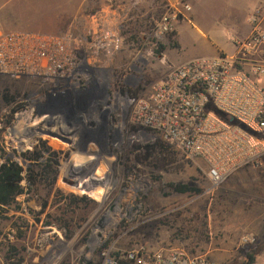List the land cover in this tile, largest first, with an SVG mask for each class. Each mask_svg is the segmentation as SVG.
I'll return each instance as SVG.
<instances>
[{"label":"rangeland","instance_id":"rangeland-1","mask_svg":"<svg viewBox=\"0 0 264 264\" xmlns=\"http://www.w3.org/2000/svg\"><path fill=\"white\" fill-rule=\"evenodd\" d=\"M108 6L101 10L99 0L84 6L88 14L103 11L104 21L115 28L110 50L92 54L93 73L110 92L121 94L119 100L147 95L171 68L164 51L176 47L175 30L160 34L158 28L175 6L166 0H114ZM214 6L200 7L195 14L211 24ZM36 7L23 0H0V32H37ZM84 17L77 20L79 28L73 24L79 33L88 26ZM177 27L185 51L202 47L204 38L189 21ZM219 30L220 40L229 47V31ZM227 52L233 53V46ZM45 91L33 77L0 75V121L9 124L19 102ZM119 119L116 115L115 121ZM68 131L52 135L56 145L51 151L56 154L51 157L57 162L47 167L50 154L44 152L42 164L33 167L37 181L23 180L25 192L7 206L0 221V264H98L101 247L112 244L116 250L144 246L206 253L231 264L241 261L245 235L256 237V262H264V165L240 169L213 187L203 160L162 140L147 155L135 145L74 147V132ZM183 184L199 191L177 190Z\"/></svg>","mask_w":264,"mask_h":264},{"label":"built area","instance_id":"built-area-1","mask_svg":"<svg viewBox=\"0 0 264 264\" xmlns=\"http://www.w3.org/2000/svg\"><path fill=\"white\" fill-rule=\"evenodd\" d=\"M191 8L188 3H178L175 11L162 18L159 33L172 32L179 14ZM104 19V15L95 18L96 24L87 26L84 33L73 26L61 34L0 32V75L33 77L41 88H47L19 102L9 124L0 121L4 153L0 164L15 162L26 175L33 161L26 153L40 146L45 133L52 138L57 125L51 121L87 100L91 110L78 114V128L96 147L121 148L162 140L192 159L203 160L213 187L240 169L263 167V5L249 14L250 35L231 38L233 53L201 55L178 63L152 84L147 95L114 98L102 115L95 108L107 102L108 92L93 73L91 58L114 44L115 28ZM256 240L245 235L241 245H253ZM99 254L98 264H222L206 253L174 248L116 250L112 244L102 246Z\"/></svg>","mask_w":264,"mask_h":264},{"label":"crops","instance_id":"crops-1","mask_svg":"<svg viewBox=\"0 0 264 264\" xmlns=\"http://www.w3.org/2000/svg\"><path fill=\"white\" fill-rule=\"evenodd\" d=\"M95 0H23L25 5H36V11H39L40 17H38V24L35 30L44 33L61 34L70 29L73 24L79 28L77 20L85 16V21L88 26H94L96 24L95 18L100 16H106L101 12L86 13L84 6L94 2ZM114 0H99V3L103 5L101 10L105 8L110 9L108 4ZM122 1V0H115ZM171 6H176L178 3L185 2L191 5V10L184 11L181 20H178L175 24V42L178 46L169 48L164 51V61L169 64L170 67L186 61L190 58L201 55H216L220 52H227L233 46L231 38L233 36L245 38L250 35L252 26L249 21V14L253 8L257 5L264 6V0H166ZM212 7L214 18L211 24H205L197 17V10L200 7ZM219 12L216 13L218 7ZM35 13H33L34 17ZM189 21L192 25V29L197 31L204 40L201 41L202 47L199 49L191 48L185 51L181 44L178 22ZM86 25V24H85ZM220 28H226L230 33V45L225 47L222 40H220L219 32ZM186 29H188L186 27ZM191 29V30H192ZM194 32V31H193ZM211 33V35H210ZM192 45V42L189 43ZM188 47V43L184 44ZM174 50L173 52L169 50ZM264 57V49L262 52Z\"/></svg>","mask_w":264,"mask_h":264},{"label":"trees","instance_id":"trees-1","mask_svg":"<svg viewBox=\"0 0 264 264\" xmlns=\"http://www.w3.org/2000/svg\"><path fill=\"white\" fill-rule=\"evenodd\" d=\"M175 46H177V43H175ZM220 114L224 115L222 112H220ZM158 144L159 143L157 142L153 144L136 143L134 144V147L138 151L148 155L153 149L157 148ZM52 146L54 145L51 136L49 135V133H45L44 137L40 141V146L33 152H30V158L35 162L27 169L26 175H23V167L15 162L6 161L0 165V221L5 216L7 206L13 203L18 195L25 192V187L23 186L22 181L26 180L29 184H33L37 181L38 173L34 171L33 167L35 165L42 164V161L40 159L44 157V152L50 154V156L45 159L46 163H48L46 165L47 167L51 165L50 162H57L51 157V155L53 156L56 154L55 152L51 151ZM176 188L177 190L182 192L191 190L199 191V189L187 186L185 184L178 185ZM259 253L260 245L258 246L257 243L245 246L241 249V261L231 264H254Z\"/></svg>","mask_w":264,"mask_h":264},{"label":"flooded vegetation","instance_id":"flooded-vegetation-1","mask_svg":"<svg viewBox=\"0 0 264 264\" xmlns=\"http://www.w3.org/2000/svg\"><path fill=\"white\" fill-rule=\"evenodd\" d=\"M107 93V102L105 103H99L96 105V110L100 113L105 114L107 112V104H110L112 99L117 98V95H121L118 93H112L108 90L107 85H104ZM88 110H91L90 104L87 102V100H82L78 104L75 105L74 109H71L70 112L66 115L62 114L56 119L52 120L51 122H54L57 125L56 131L57 132H69L68 130H71L74 132V135L71 134V145L72 146H80V145H89V139L86 138L85 134L81 132L78 128V125L81 124L80 119L78 118V114H81L83 112H86ZM72 121V122H69ZM77 124V125H76ZM73 126V127H72ZM80 133H79V132ZM54 145H56V142L53 141Z\"/></svg>","mask_w":264,"mask_h":264},{"label":"bare ground","instance_id":"bare-ground-1","mask_svg":"<svg viewBox=\"0 0 264 264\" xmlns=\"http://www.w3.org/2000/svg\"><path fill=\"white\" fill-rule=\"evenodd\" d=\"M37 123V122H36ZM118 201V204L121 203V197H119V199L117 200ZM105 216V215H104ZM105 219H106V216H105Z\"/></svg>","mask_w":264,"mask_h":264}]
</instances>
